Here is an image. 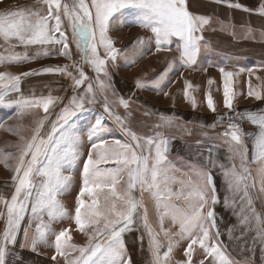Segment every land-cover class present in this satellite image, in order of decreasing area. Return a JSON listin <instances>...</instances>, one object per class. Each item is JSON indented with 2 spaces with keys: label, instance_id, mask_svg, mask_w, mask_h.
<instances>
[{
  "label": "snow or ice",
  "instance_id": "snow-or-ice-1",
  "mask_svg": "<svg viewBox=\"0 0 264 264\" xmlns=\"http://www.w3.org/2000/svg\"><path fill=\"white\" fill-rule=\"evenodd\" d=\"M42 3L46 6L43 14L38 10L29 9L0 15V37L5 43L15 41L25 49L34 45H58L55 54L72 60L69 36L65 29L67 21L72 41L81 53L84 63L91 66L97 77L101 73L109 76L107 67L109 61L114 65L120 55V50L114 47L109 31L113 23L119 22L117 14L124 9L138 10V17L134 23L153 33L156 51L171 50L175 40L180 63L186 67L197 63L202 47L206 46L203 43V32L212 23L211 17L190 11L188 0H73L71 5L62 3V0H42ZM225 7L249 11L239 3H230L228 0H225ZM258 11L260 15H264V3L260 4ZM138 43L143 44L144 41L140 40ZM42 55L47 58L50 51L45 50ZM39 58L41 53L29 57L26 53L12 52L6 57H0V63L5 61L22 63ZM71 67L78 75L74 76L68 65L63 68H46L43 73L22 74L28 76L56 73L70 77L72 83L69 87L73 94L67 98V103H64V97L53 96L51 93L39 97L20 95L14 100H9L8 97L12 93L21 92V76L0 73V107L14 109L16 117H23L26 114L38 116L39 110L45 113L43 117L36 119V127L31 138L16 145L18 154L8 153L0 159V163H4L14 173L13 194L10 199H0V203L6 207V213L0 212V217H6V225L0 236V264H6V257L11 251L9 246H15L21 223L29 210L33 218L41 220L31 236L30 245L33 251L38 244L47 243L50 232L49 226L43 223L41 214L47 211L52 221L67 216L57 197L69 186L70 178L63 174L64 171L70 169L81 156L79 151L81 136L77 128V121L81 119L89 122L91 144L90 151L83 161L82 187L76 198L74 223L77 230L87 236L88 242L84 246L70 243L68 229L58 234L53 233L55 237L53 260L60 256L63 257L64 264H131V259L126 254L123 234L132 231L133 225L139 219L149 235L152 264H167L174 247L170 233L163 228L165 218H169L174 225H178L180 238L190 241L185 250L187 264H191L193 245L196 244H199L207 256L219 261V264H232L222 251L218 239L212 246L207 243L219 236L218 231L214 237L210 236L211 229L215 227L214 206L220 202L212 172L208 168L194 169L195 181L190 180L187 183L180 181V190L174 191L171 184L175 183V177L169 175L173 169L167 162L166 155L168 139L159 132L150 137L138 136L125 126L124 119L112 111L105 99L104 111L131 140L122 143L120 140L106 139L103 133L108 130L104 126L103 118L83 115L88 112L85 105L96 102L93 85L89 83L84 91L80 92L79 89L88 77L75 61ZM171 67L170 64L169 68ZM219 71L223 77L224 107L231 112L233 72L225 71L224 67H220ZM166 75L167 72L162 73L154 83L159 85ZM97 82L102 92L108 87L103 81ZM213 82L208 81L209 84ZM147 86L137 81V88L143 89ZM190 87L191 85L186 83V98L187 88ZM248 95L254 96L257 100L262 99L261 95L251 88ZM191 102L195 105L194 100ZM119 104L126 110L129 108V101L123 98L119 100ZM207 107L215 111L210 93L207 95ZM55 108H59V111L55 113V119L50 120L53 115L50 109ZM234 115L258 128L252 138L251 163L258 165L256 173L261 185L260 192L264 193V113L246 111ZM223 119L222 117L219 122L221 125ZM227 119L231 120L232 116L229 115ZM93 120L94 122H91ZM161 120L164 124L172 123L170 118L161 117ZM46 123H49L50 130L41 135ZM2 126L0 122V127ZM161 126L163 125L158 124L155 127ZM246 135L236 123L227 124L226 131L221 134L223 142L228 146L230 154L228 159L233 161L231 166L218 165L227 190L231 193V198L226 197L224 203L226 208L234 205L239 196L241 223L248 226L249 230L254 228L264 243V217L256 213L252 207L253 198L249 193V189L256 185V177L252 176L248 160L249 147L245 143ZM21 140L24 138L21 137ZM237 157L240 161L239 167L234 163ZM9 159L15 160L14 166L7 164ZM209 163L213 167L217 166L211 158ZM137 189L141 193L150 192L155 202L161 231L165 237H169L167 251L163 254L160 251L162 245L157 239V234L148 222L146 210L138 213V209L143 208V201L137 200L133 195V191ZM85 196L90 202L84 199ZM174 199H183L187 209L173 203ZM23 237L24 244L21 247L29 243L27 228L24 229Z\"/></svg>",
  "mask_w": 264,
  "mask_h": 264
},
{
  "label": "crops",
  "instance_id": "crops-1",
  "mask_svg": "<svg viewBox=\"0 0 264 264\" xmlns=\"http://www.w3.org/2000/svg\"><path fill=\"white\" fill-rule=\"evenodd\" d=\"M192 1H194V5H191V1L188 2L190 11L207 15L211 17L212 20L210 26H207L206 30L203 32V43L206 46L202 47L195 65L186 67L180 63L179 52L176 50L175 40L171 45V50L156 51L153 33L149 29H146L141 35L142 27L135 26L132 35L126 37L128 39L126 46L128 48V54L125 66L127 68L129 84L126 92L127 96L122 94L118 98L129 101V108L127 111L139 116L138 125H147L151 128V131L149 133L144 131L145 133H143L137 130L138 127H133L130 124L125 126L141 137H150L159 132L168 139L169 146L166 155L167 162L173 169V174L169 173V175L175 177V183L171 185L174 191L180 190V181H185L186 183L190 180L195 181L196 175L193 171L194 169L208 168L215 178L220 201L214 206L215 227L211 229L210 236L214 237L215 233L217 231L219 232L218 239H220L222 243L221 249L227 258H229V253L236 261L239 259L243 260L241 250L238 249L242 248V246L233 243L234 246L231 247L232 243L229 240L231 238H237L242 244H246L247 246V259L250 260L246 259V261L254 264H264V251H262V249H264V243L261 242L254 228L253 230H249L248 226L241 223L242 217L239 215L241 208L240 197L237 196L234 205L227 208L225 207V198H231V193L227 190V185L222 179L221 169L218 166L219 164L231 166L233 163V161L228 159L230 155L228 146L223 142L221 136V134L226 131L229 109L225 108L223 103L224 85L223 77L219 71L220 67H224L225 71L233 72L231 82L233 91L232 110L239 113H244L246 111L264 113V15H260L259 11L253 8L244 7L249 9V11H245L242 9L225 7V3L213 0ZM111 37L114 39L113 36ZM140 40L144 41V43H138ZM8 44L16 45V42ZM38 47L39 45L30 46V48H34V51H32L33 56L37 53H42L41 50L43 49ZM155 54H158L159 58L156 57ZM171 55L174 56L173 61L168 59V56L170 57ZM159 60L162 62L164 60V63L160 64ZM115 63H119V61L116 60ZM170 63L172 65L171 68H169ZM143 67H146L149 74L153 72L152 70L154 68H156L158 72L154 76L144 79L143 83L148 86L140 89L136 87V84L137 79L142 77L140 72ZM241 69H245V71H241ZM165 72H167L165 79L159 85H156L154 82ZM59 76V74L56 76V73L37 75L40 79L35 82L36 85L32 82V80L36 78V75L24 77L25 81L23 83L21 82L20 85L21 92L25 93V87L32 83V92L29 97H39L41 94H46L44 96H47L49 93L55 96V80L61 79ZM117 77L119 78L118 75ZM44 78L50 79L45 81ZM209 80L214 82L209 84ZM43 82L51 83L52 85L50 84L45 88L41 86ZM186 83L191 85L190 88H187V98L185 96ZM64 88L65 87L62 86L63 93ZM250 88L258 92L262 99L257 100L254 96H249L248 92ZM209 93L215 105L214 112L207 107V95ZM20 95L22 94L12 97V100L18 98ZM192 100L195 101V105L191 102ZM100 110L103 120L105 119L106 121L108 117H106L102 107H100ZM52 111L53 115L50 117V120H54L56 112L53 109ZM161 117L170 118L172 123L164 124ZM222 117L224 119L221 125L219 122ZM81 122L80 120L78 121L79 126H85L89 123L83 121L81 124ZM112 123L109 130L107 129V134H113L111 130H114V126L116 125L114 121ZM158 124H162L163 126L155 127ZM104 125L109 124L104 122ZM240 126L241 132L247 134L245 143L249 147L248 160L252 176L256 177L255 187L249 189V193L253 198L252 207L256 210V213L264 217V193L260 192L261 185L256 173L258 165L251 163L253 154L252 138L258 131V128L247 120H241ZM117 132L118 139L116 140H120L122 143L130 142L131 138L121 130L119 125ZM79 135L81 136V134ZM81 137H85L84 134H82ZM83 145L82 142L80 147ZM80 153H82L81 150ZM209 158L215 161L217 166L213 167L209 163ZM234 163L239 167L240 161L238 157L235 159ZM112 166L113 165L110 167ZM101 167H106V165H102ZM80 186L82 187V183H80ZM68 189L69 188L63 192L64 196L59 195L57 197L67 213L66 217L52 221L49 219L47 211L41 214L43 223L50 228L47 243L38 244L35 251L31 249V236L34 234L37 225L41 223V220L33 218L29 210L21 223L20 233L17 237L15 246H9L11 251L6 257V264H64L63 257L57 256L56 260H53L52 257L55 255V237L53 233L58 234L65 229L69 230V235L71 236L70 243L78 246L86 245L85 241L87 236L78 231L74 223L76 205L73 206V209H71V207L76 199H72L70 193H68V197H65ZM13 192L14 190L9 194L10 197ZM142 195L143 212L146 210L148 222L157 234V238H159L160 235H162V231L158 215L156 217L153 207L155 202L150 192L144 191ZM10 197L6 198L10 199ZM85 198L88 197L85 196L84 199ZM173 203L181 208L187 209V204L183 199H174ZM0 207L3 208V205L0 204ZM165 220L166 221L163 222L164 227L168 223L169 225L171 223L172 225L170 226L172 229L179 233L178 225H174L169 218H165ZM5 225L6 217H0V236L3 234ZM25 228L29 231V243L21 247V245L24 244L23 233ZM135 232L136 224L133 225L132 231L123 234L126 254L127 257H130L131 264H144L143 262H145L147 258L144 260V257H142L143 261H141L140 257L142 256V251L138 248L135 250L134 247L133 235L135 237ZM141 232L144 234L145 238H147L146 244L149 245V235L142 224ZM213 239L207 242L209 246L216 243ZM189 243L190 241L188 240V244ZM198 245L199 244L193 245L192 253L194 255L199 252L197 251L199 249ZM160 251L161 254L167 251L164 244H162ZM148 253L151 254L149 249ZM71 258L72 257H69V259ZM212 261L214 264H219V261ZM147 264L152 263L148 260Z\"/></svg>",
  "mask_w": 264,
  "mask_h": 264
},
{
  "label": "rangeland",
  "instance_id": "rangeland-1",
  "mask_svg": "<svg viewBox=\"0 0 264 264\" xmlns=\"http://www.w3.org/2000/svg\"><path fill=\"white\" fill-rule=\"evenodd\" d=\"M189 1H191V5H194L193 4L194 1L188 0V2ZM213 1L225 3V0H213ZM65 2L71 5L73 0H62V3H65ZM228 2L239 3L243 7L253 8L254 10H258L260 4L264 3V0H228ZM29 9L33 11L38 10L43 14L46 11V6L42 3V0H0V15L16 13L21 10H29ZM117 17H118L119 22L112 24L111 29L109 31V36L111 39H112L111 36H113L114 39H112V41H114V47L120 50V55L117 58V61H119V63H115L113 65L109 61L107 65L109 76H104L103 73H101L99 77H97V74L92 70L91 66L84 63L81 53L78 51L75 43L71 39V29L67 26V21H65V29L68 32V36H69V46H70V51L72 55V60L65 59L64 57L57 56L55 54V49L59 47L58 45L56 46H52V45L40 46L39 45L38 48L43 49L41 50L42 53L45 50L50 51L49 57L44 58L41 53V58H39L38 60L31 59L29 62H22V63H9L5 61L3 63H0V73L19 75L21 76L22 78L21 82L23 83L25 81L24 77H27V76L22 75L25 72L41 73L46 68H55V67L63 68L64 66L68 65L69 70L75 76V75H78V73L76 72L74 68L71 67L72 62L75 61L83 69L86 76L88 77V79L85 81V84L81 87V89H79V91L83 92L84 89L87 87V85L91 83L93 85V91L96 95V102L92 104H86L85 107L88 109V112L83 113V115L91 116V117H97V116L102 117L101 110H100V107H102L103 112L105 113L106 117H108V114L104 111V101L105 99H107L108 104L112 103V104H109L112 111L120 115L124 119L125 125L130 124L133 127H138L137 130H139V132L149 133L151 131V128L143 124L138 125L139 116H136L130 113L129 111H127L125 108H123L119 104L120 99L118 98L122 94L127 96L126 92L128 89L129 81L127 78V68L125 66L126 65L125 61L127 59V54H128L127 52L128 48L126 47L128 43L127 41L128 39L126 37L129 35H132L133 33L132 31L134 27L137 26L135 25L134 22L138 17V10L132 9V8L124 9L121 11V13L117 14ZM145 30L146 29L142 27L141 35L143 34ZM12 42L14 43L15 41H12ZM32 51H34V48L33 49L30 48V46L27 49H25L23 46H20L17 44L9 45L8 43L4 42L2 37H0V57H6L12 52L16 54L26 53L29 57H33ZM101 56H103V51L101 53ZM155 56L159 58L158 54H155ZM173 57H174L173 55H171L170 57L168 56V59L170 61L171 60L173 61ZM161 60H159V63L163 64L164 60L163 62ZM5 64H9V65H5ZM152 71L153 72L149 74V71L146 70V67H143L140 72L142 77L138 78L137 81L143 82L144 79H148L154 76L158 72L156 68H154ZM34 75L35 74L28 75V76H34ZM57 75L58 74H56V76ZM117 75L119 76V78L117 77ZM59 77L61 79L55 80V85H56L55 96L64 97L65 98L64 103H67L68 102L67 98L73 94L72 89L69 87V85L72 83V80L68 76L60 75ZM39 79L40 78H38L36 75V78L32 80L33 84L36 85L35 82ZM47 79H50V78H46L45 81H47ZM98 80L103 81L106 85H108V87H106L103 90V92L99 88V84L97 82ZM49 81H52V80H49ZM50 84L51 83L43 82L41 83V86H44L46 88ZM31 85L32 83H30L28 86L25 87V93L23 92L12 93L8 97V99L12 100V97L18 94H22L24 97L31 96L30 94L32 92L31 88L33 87ZM62 86L65 87L64 93L62 92L63 90ZM41 95H46V94H41ZM54 110L58 112L59 108H55ZM50 112H53L52 109H50ZM44 115L45 113H43L42 110H39L38 116L33 115V114H26L23 117H16L14 115V109L0 107V122H2L3 124V126L0 127V159L3 158V155L8 154V153H12L14 155L18 154V149L16 145L24 143L25 141L31 138V136L33 135V129L36 127V123H35L36 119L39 117H43ZM54 119H55V116H54ZM112 120L115 122L114 119H111L109 117L106 118V121L104 119V122L106 124H109V125H104L106 126V129L109 130L110 125L113 124ZM80 121H82L81 122L82 124L84 120L81 119ZM91 122H94V120ZM114 124L116 126H114V130H111L114 135L113 134L111 135V133L107 134L106 132L103 133L106 139H109V140L118 139V135H117L118 134L117 132L118 124L116 122ZM77 128H78V133L81 134V136L82 134H84L85 136V137H81V143L83 142L84 145L80 147L79 151L81 150L82 153H81V156L73 163L71 168L65 170L63 173L65 176H68L70 178L69 186H68L69 189L65 197H68V193H70V195L72 196V199L77 198L78 192L81 189L80 183H82V171H81L82 165H83V161L86 159V154L90 151V144H91V141L89 140L88 124H86L85 126H79L78 121H77ZM48 130H49V125L48 123H46L44 129L41 131V135H44ZM21 137H23L24 140H21ZM7 164L9 166H14L15 160L9 159L7 161ZM110 166L111 165H106V167H110ZM170 174H173V173L170 172ZM13 175L14 173L8 167H6L4 163H0V199H5L6 197L9 198L10 197L9 194L11 193L12 190H14V182L12 180ZM125 179H126V176H125ZM171 185H173V183ZM133 195L136 197L137 200H141L143 198L141 191H139L138 189L133 191ZM60 196H64V195L61 194ZM85 200L90 202L88 198H85ZM0 204L3 205V208L0 207V211L2 212L5 211L6 213L5 205L3 203H0ZM75 205H76V201L75 203L72 204L71 209H73L74 208L73 206ZM153 207H154L156 217H157L155 205H153ZM138 213H143V208L138 209ZM165 221L166 220H164V222ZM141 224L142 222L138 219L136 222L135 237L133 235L134 245H135L134 247H135V250L138 248L142 251V256L140 257L141 261H143L142 257H144L143 258L144 260L145 258H147V260L143 262L144 264H147L148 260L151 261L152 263L153 258H152V255L148 253L149 245L146 244L147 238H145L144 234H142L141 232ZM170 225L172 224L170 223ZM170 225L168 223L164 227V223H163V228L165 230L166 229L169 230L167 231L170 233V239L173 241V244H174L173 251L170 254L167 264H187L188 257L185 255V250L188 247V240L187 239L182 240L180 236H178V232L176 230H173ZM157 239L159 240L161 245L162 244L165 245L166 250H167L169 237H165L162 232V235H160V237ZM216 239L218 238L213 239L214 242H216ZM218 240L221 246L222 243L220 239ZM229 240L232 243L231 247L234 246L233 243L242 246V248H238L239 250H241V255L243 257V260L239 259L241 262L239 260L236 261L233 258V256L228 253V256H229L228 259L232 261V264H254L251 262L249 263V261H246L247 259L246 244H242L240 240L237 238H231ZM87 242L88 241L86 238L85 243L87 244ZM197 251L199 252L195 255L192 253L191 260L193 261H191V264H209V263L214 264L212 261L213 260L212 257L207 256L204 250H202L199 247ZM247 260H250V259H247Z\"/></svg>",
  "mask_w": 264,
  "mask_h": 264
},
{
  "label": "built area",
  "instance_id": "built-area-1",
  "mask_svg": "<svg viewBox=\"0 0 264 264\" xmlns=\"http://www.w3.org/2000/svg\"><path fill=\"white\" fill-rule=\"evenodd\" d=\"M237 113L235 110H232L231 112L228 113V116L231 115L232 119L228 120L227 123H236V124H241V120L237 118L234 114Z\"/></svg>",
  "mask_w": 264,
  "mask_h": 264
}]
</instances>
